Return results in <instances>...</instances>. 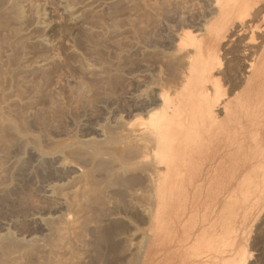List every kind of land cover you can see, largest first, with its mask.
Instances as JSON below:
<instances>
[{
  "label": "rangeland",
  "instance_id": "1",
  "mask_svg": "<svg viewBox=\"0 0 264 264\" xmlns=\"http://www.w3.org/2000/svg\"><path fill=\"white\" fill-rule=\"evenodd\" d=\"M222 1L0 0V264H264V82L163 161L143 144L178 35L239 29ZM237 47L227 89L249 75Z\"/></svg>",
  "mask_w": 264,
  "mask_h": 264
},
{
  "label": "bare ground",
  "instance_id": "2",
  "mask_svg": "<svg viewBox=\"0 0 264 264\" xmlns=\"http://www.w3.org/2000/svg\"><path fill=\"white\" fill-rule=\"evenodd\" d=\"M221 1L216 0L217 5L221 4ZM224 2L220 12L233 0H224ZM239 3L245 11L237 18L239 29H236V32L232 33L231 30L229 32L228 28L229 26L233 27L235 19L226 16L213 25L208 32V36L206 35L207 38L205 37L204 42L199 44L195 43L197 37H194L192 30L178 35V47L180 49L178 53L184 51L186 61L183 63L179 78L172 81L171 87L163 86L160 89L158 96L161 101L163 100V106L167 110L157 116V119H159L158 128L143 143L145 147H148V144L157 145L159 153L154 156L156 161H163L164 155H168L169 152L168 144L178 142L179 135L189 133L193 128L200 127L206 121H209V127L214 129L219 126L221 124L218 121V111L220 109L223 108L226 116L229 117L236 113L232 112V103L228 104L225 101L231 90L241 88L237 103L238 106H241L239 104L245 102L264 82V38L262 39L264 27L260 24L261 21V23L264 22V19H258L264 13V0H240ZM231 38L247 43L245 46L242 44V49L236 47L237 52L242 50L240 53H244V55H241L248 64L246 65V72L249 75L242 76L244 77L243 81L235 82L236 84H233L231 89H227L224 87V83L232 79L231 75L235 68L228 59L229 62L226 60V56L236 51V47L230 46L229 48L227 46L228 48H226L222 42ZM188 41H192L191 45H187ZM179 54L181 55V53ZM229 58L231 59V56ZM170 91L180 92L181 96H178V94L172 98L170 97ZM174 121H178V124L172 125ZM230 145L225 146L227 147L225 150L228 151ZM214 153L216 156V152ZM259 159L264 160V153L260 154ZM262 163L264 165V162ZM202 164L204 163H201V167Z\"/></svg>",
  "mask_w": 264,
  "mask_h": 264
}]
</instances>
